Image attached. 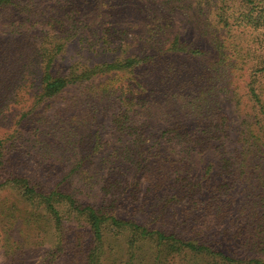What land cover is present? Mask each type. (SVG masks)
Masks as SVG:
<instances>
[{"label": "trees", "instance_id": "trees-1", "mask_svg": "<svg viewBox=\"0 0 264 264\" xmlns=\"http://www.w3.org/2000/svg\"><path fill=\"white\" fill-rule=\"evenodd\" d=\"M43 1L0 0V12L10 10L19 20L12 24L20 29L40 11ZM134 1L87 0L91 15L85 18L86 31L93 45L116 52L112 62L79 63L67 74L55 72L56 60L66 51L68 39L79 34L74 27L66 34L63 27L68 25L62 18L61 27H53L33 42L41 72L35 102L56 99L104 77L95 95L111 103L114 131L124 137L134 135L137 143L133 148L115 147L103 161L107 164L115 153L121 157L131 151L126 169L130 166L136 177L143 176L150 194L164 188L166 205L152 209V219L142 221L116 211L119 197L100 205L84 200L78 186L73 187V174L56 182L51 174L31 176L14 166H1L0 196L6 198L0 203V231L5 239L15 241L18 236L28 240L26 234L36 231L47 247L44 262L55 259L67 242L74 241L79 251L74 264H101L108 239L123 238L126 260L121 257V264H264V0H206L211 27L205 23L201 37H188L177 28L166 30L165 10L169 7L157 2L148 13L155 25L149 37L141 38L136 46L127 30V10ZM173 1L167 3L175 9ZM50 2L47 0V5ZM56 18L50 15V25ZM84 38L90 40L80 37ZM207 56L214 60L213 69L197 66L198 71L192 73L189 62L196 64ZM229 69L231 73L248 72L245 99L240 97L236 102L243 117L233 149L228 148L229 136L222 131L226 118L211 105L218 79L207 78L215 74L213 71L221 74ZM169 97L187 100L185 104H192L195 98L198 104H192L194 113H180L172 120L169 117L176 111L164 110ZM188 115L198 122L205 120V127L189 126ZM107 145L111 142L98 143L100 147ZM3 154L1 146L0 165ZM83 164L79 161L77 168ZM110 179H105L100 190L106 197L120 196L130 187L127 183L124 187L122 180ZM244 190L253 205L242 199L236 219L218 232L232 215L236 193ZM178 204L185 206L183 220L155 225L157 218L174 211L172 205ZM73 230L78 235L69 237Z\"/></svg>", "mask_w": 264, "mask_h": 264}, {"label": "rangeland", "instance_id": "rangeland-1", "mask_svg": "<svg viewBox=\"0 0 264 264\" xmlns=\"http://www.w3.org/2000/svg\"><path fill=\"white\" fill-rule=\"evenodd\" d=\"M167 1L135 0L132 3L133 6L127 10L130 20L127 30L131 35V40L134 41L133 46L139 44L141 38L149 37V32L153 29L155 22L151 21L148 13L157 2H162L163 4L160 3L162 7H169L168 11L165 10L167 16L164 19L168 23L166 30L177 28L188 37L200 36V31L205 28V23L208 22L209 9L206 6V0H201L202 4H199L200 0H176L173 1L175 9ZM207 1L209 2V0ZM42 3L44 4L40 7V11L34 14L31 21H26L24 25L20 26V29H16L12 24L13 22L18 23L19 20L10 10L0 12V150L3 146L4 151L0 167L5 166L9 169V166H14L18 172L38 177L51 174L53 180L57 179L56 182L69 173V175L73 174L76 179L73 187L78 186L81 191L79 193H82L81 197L87 202L100 205L106 203V200L119 197L115 203L116 211H122L124 216L133 215L142 221H148L153 216L152 209L166 205L162 197L164 188L156 190L157 194H150L152 191H148V184L142 178L143 176L139 179L130 166L128 170L126 169L131 151L123 153L121 157L115 153L107 164L103 161L115 147L123 145V147L132 146L133 148L137 143L134 135L124 137L114 131L112 127L113 115L109 106L111 103L100 100L95 95L96 87L101 81H104V77L96 78L87 87L78 86L77 88H82L69 90L56 99L43 101L41 104L35 102L41 72L38 59L34 55L33 42L39 41L40 36L45 35L44 33L52 30L53 27L54 30L61 27L63 24L61 18L68 25L63 27L66 34L73 27L74 31L79 29V34L71 38L72 40L68 39L66 51L60 54L56 60L55 72L67 74L72 66L79 63L92 66L112 62L116 55V52L99 48L100 45H93L94 40L85 28V18L91 15L89 10L91 5L87 0H51L49 5L45 0ZM209 7L211 6L209 5ZM51 14L60 18L52 20L53 26L49 22ZM26 19L25 16L24 20ZM169 25L172 26L169 27ZM207 26L209 29L211 24L209 23ZM254 34L260 33L255 32ZM83 35L90 40L85 38L81 40L80 37ZM122 48L125 49V46ZM117 52L121 53L122 51L119 49ZM189 63L193 65L191 66L192 73H196L197 66L202 70L204 68L212 70L214 60L211 56H207L196 64ZM231 71L229 69L221 74L213 71L214 75L207 76L208 79H218L213 89L215 95L211 105H215V110L218 113L222 112L226 118V124L222 131H226L229 136L226 141L229 149H233L236 145L237 134L235 132L241 129L240 123L243 115H239L236 110L239 108L236 106V102L240 97L245 99L243 97L244 83L248 78L246 71L239 70L232 73ZM169 77L168 75L167 78ZM216 94L217 99L215 98ZM126 95L130 96L128 90H126ZM193 101L196 106L197 100L194 98ZM186 102L187 100L179 97H169V99H165L164 110L176 111L169 117L170 119L180 117V113L187 111L194 113L193 103L185 104ZM139 116L143 118L141 114ZM209 117L213 116L209 115ZM187 118L189 126L199 130L206 125L205 120L198 122L193 115H188ZM218 121L223 122V120ZM154 125L159 126V122H155ZM149 128L151 129V126ZM120 137H123L122 141L119 140ZM148 141L146 140V142ZM101 142H111V145L100 147L98 143ZM79 161L84 164L77 168ZM112 161L115 162L112 164ZM120 161H124V163L121 164ZM108 176H111L109 181L122 180L121 183L124 187L126 183L130 187L124 190L120 196L117 193L116 196L108 195L109 198H107L105 193L100 190ZM87 178H91L89 182ZM135 182L136 187L132 188ZM5 198V195H1L0 203ZM236 198L232 215L227 218L218 232L223 228H229L232 224L231 220L236 219L238 215L236 209L241 203L240 201L244 198L247 201L246 191H238ZM247 203L253 205L252 202L247 201ZM172 206L174 211L168 210L161 215L159 219L157 218L155 225H172L175 220L177 222L183 220L186 213L185 206L179 204ZM138 209H141L142 212ZM69 235L71 237L78 234H76V230H73ZM26 237L28 240L20 236L16 238V241L14 239L7 240L0 231V264H74L78 259L79 251L73 246L74 241H72L71 244L66 243L67 247L64 252L55 259L44 262V257L48 254L45 253L47 247L41 244L37 232L35 231L31 236L26 234ZM124 242L123 238L108 239L101 264H121L122 258L125 261Z\"/></svg>", "mask_w": 264, "mask_h": 264}]
</instances>
